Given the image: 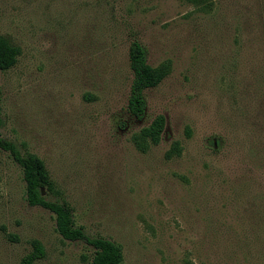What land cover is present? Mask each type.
<instances>
[{"label":"rangeland","instance_id":"1","mask_svg":"<svg viewBox=\"0 0 264 264\" xmlns=\"http://www.w3.org/2000/svg\"><path fill=\"white\" fill-rule=\"evenodd\" d=\"M0 36L20 49L0 70V136L43 161L120 264H264V0H0ZM135 39L169 65L140 119L127 109ZM160 115L159 142L138 149ZM34 239L38 264L91 263L92 246L28 204L0 149V264H21Z\"/></svg>","mask_w":264,"mask_h":264},{"label":"trees","instance_id":"2","mask_svg":"<svg viewBox=\"0 0 264 264\" xmlns=\"http://www.w3.org/2000/svg\"><path fill=\"white\" fill-rule=\"evenodd\" d=\"M20 53L18 46L13 45L3 36H0V70L13 66ZM129 67L132 71L127 109L130 114L140 119L145 112L143 92L147 88L156 86L169 72L168 63L151 66L146 61V51L138 40H133L128 52ZM2 118L0 115V128ZM164 127L163 116H157L147 127L142 128L134 136V144L140 150H145L149 144H157ZM0 149L8 151L11 158L21 168L22 179L25 185L26 201L30 205L41 206L51 211L55 216L56 231L62 238L76 241L83 240L92 246L93 255L90 264H120L122 252L120 246L104 237H90L81 226L75 224L71 206L61 199V193L55 187L43 161L32 153L23 154L14 142L0 136ZM177 142L165 153L170 157L179 153ZM47 194L54 198L47 197ZM9 238L13 236L8 235ZM45 251L39 240L31 241V250L21 258V264H38L44 257Z\"/></svg>","mask_w":264,"mask_h":264}]
</instances>
